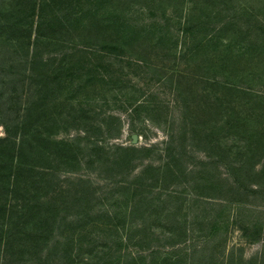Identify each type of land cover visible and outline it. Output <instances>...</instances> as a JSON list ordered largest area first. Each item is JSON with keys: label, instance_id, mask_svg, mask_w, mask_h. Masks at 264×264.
Returning <instances> with one entry per match:
<instances>
[{"label": "rangeland", "instance_id": "obj_1", "mask_svg": "<svg viewBox=\"0 0 264 264\" xmlns=\"http://www.w3.org/2000/svg\"><path fill=\"white\" fill-rule=\"evenodd\" d=\"M0 264H264V0H0Z\"/></svg>", "mask_w": 264, "mask_h": 264}]
</instances>
